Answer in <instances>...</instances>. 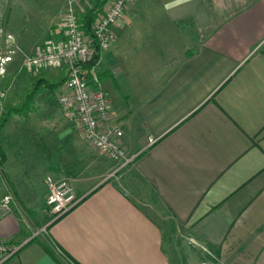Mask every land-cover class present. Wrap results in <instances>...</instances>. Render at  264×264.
<instances>
[{
	"label": "crops",
	"instance_id": "crops-1",
	"mask_svg": "<svg viewBox=\"0 0 264 264\" xmlns=\"http://www.w3.org/2000/svg\"><path fill=\"white\" fill-rule=\"evenodd\" d=\"M114 37L100 85L136 158L89 174L66 146L85 141L76 125L43 136L29 127L41 112L8 92L0 137L18 122L26 144L65 142L38 156L84 197L44 230L0 212V239L22 244L3 264H60L46 248L71 264H264V0H134Z\"/></svg>",
	"mask_w": 264,
	"mask_h": 264
},
{
	"label": "rangeland",
	"instance_id": "rangeland-1",
	"mask_svg": "<svg viewBox=\"0 0 264 264\" xmlns=\"http://www.w3.org/2000/svg\"><path fill=\"white\" fill-rule=\"evenodd\" d=\"M95 1L84 0L75 8L77 13L82 14L92 7ZM69 2L70 0H0V119L8 92L16 100H20L18 102H21V106L27 95L32 93L29 97L31 106L38 109L41 114L37 117L32 112L33 121H36L31 122L29 127L31 130H41L43 136L48 135L45 131L50 129L54 123L58 124L59 129L66 122L62 115L58 94L68 70L66 65L29 69L26 67V60L43 45L51 34V30L61 25ZM100 9L102 10V6ZM105 79L110 83L108 87L113 98L120 87L117 86L112 75L107 74ZM51 83H59L53 92L49 87ZM36 97L39 98L36 99ZM55 116L57 119L54 118ZM17 123L9 125L0 137V143L6 153L3 171L0 174V212L16 210L21 218L30 222L31 227L37 229L35 223L33 225L34 221L40 223L39 225H42L44 230L50 219L41 222L45 219L44 216L47 217V211L43 209L45 205L43 180L49 172L45 171V165L41 162V154L38 156L37 152L39 150L49 151L54 143L57 145V150H63L65 142H42L45 146L40 148L33 145V142L26 144L22 141L23 139L19 140L20 128H17ZM75 128L81 132L79 126L76 125ZM70 145L75 156L88 155L89 174L92 172L93 164L98 162H109L110 167L114 168L112 173H115L116 165L113 160L86 140L68 142L66 146L69 148ZM89 174L81 176L83 182L92 183L99 179ZM6 194L11 195L12 198L8 208L1 205V199ZM38 233L40 234V231Z\"/></svg>",
	"mask_w": 264,
	"mask_h": 264
},
{
	"label": "built area",
	"instance_id": "built-area-1",
	"mask_svg": "<svg viewBox=\"0 0 264 264\" xmlns=\"http://www.w3.org/2000/svg\"><path fill=\"white\" fill-rule=\"evenodd\" d=\"M84 0H70L63 21L56 32H51L37 52L27 58L26 67L67 66V77L58 94L63 117L81 128L84 139L98 148L116 163L115 172L126 167L136 158L121 144L123 131L110 119L108 93L101 87L98 75L102 53L114 41V26L123 18L125 9L134 0H106L96 15L91 32L87 33L80 22L76 7ZM86 1V0H85ZM100 54L92 67L93 77H87L85 64ZM3 164L0 161V174ZM46 211L49 223L61 218L84 196L79 194L71 182L64 178L46 175ZM11 196L5 195L1 205L8 208ZM22 244L0 239V264L13 257Z\"/></svg>",
	"mask_w": 264,
	"mask_h": 264
},
{
	"label": "trees",
	"instance_id": "trees-1",
	"mask_svg": "<svg viewBox=\"0 0 264 264\" xmlns=\"http://www.w3.org/2000/svg\"><path fill=\"white\" fill-rule=\"evenodd\" d=\"M106 0H96L93 4V6L89 9H87L86 11H84L82 14H79V18H80V22L82 23L85 31L87 33L91 32V27L93 24V21L96 17V15L98 14L101 6H103V4L105 3ZM100 54H96L93 59L91 60V62H89V64H85L83 67L84 69L87 70V77L88 78H92L93 77V72H92V67L97 63L98 59H99ZM99 78L102 79L103 78V74H101L100 72H98ZM64 81V80H62ZM61 81V82H62ZM59 82V83H61ZM59 83L57 84H49L50 89L53 91L56 90L57 86L59 85ZM32 96V93L27 95V98L25 99V102L23 104V106H26L31 99H29V97ZM17 110V108H14L13 110L7 111L6 114L4 115V117L0 120V132L3 128V126L5 125L6 120L8 119V115L12 113V111ZM0 161L3 164L5 159H6V155H5V151L2 147V144L0 143ZM58 220V219H57ZM56 221V220H55ZM53 223V222H52ZM50 225V224H49ZM48 225V226H49ZM46 248V247H45ZM46 250L55 257V259L60 263V264H71L70 262H68L65 258L61 257L59 254H57L54 250L50 249V248H46Z\"/></svg>",
	"mask_w": 264,
	"mask_h": 264
}]
</instances>
